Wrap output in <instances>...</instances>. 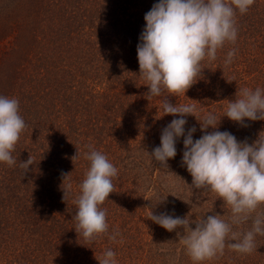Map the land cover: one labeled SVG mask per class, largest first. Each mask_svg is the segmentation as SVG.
<instances>
[{
	"label": "trees",
	"instance_id": "16d2710c",
	"mask_svg": "<svg viewBox=\"0 0 264 264\" xmlns=\"http://www.w3.org/2000/svg\"><path fill=\"white\" fill-rule=\"evenodd\" d=\"M158 2L0 0V95L19 100L27 125L12 153L17 163H0V264H99L106 249L116 253L118 264H193L176 231L154 223L150 211L190 221L215 214L228 219L229 209L214 193L192 188L181 163L183 137L167 170L149 156L162 130L178 118L163 113L167 93L146 98L149 89L139 76L144 16ZM236 24V43L202 63L185 96L168 97L173 105L195 107L185 125V133L196 128L194 141L203 135L198 120L209 112L220 119L219 131L240 142L264 138V120L241 126L224 117L239 89H264V0H255L246 14L237 12ZM231 48L238 51L226 68ZM88 145L118 169L115 191L101 207L109 234L118 231L122 242L104 235L87 243L75 231L73 200L89 167ZM30 156L34 163L24 173L20 163ZM62 173L71 174L66 200ZM250 227L251 221L234 231ZM255 245L251 254L225 248L203 264H264V236Z\"/></svg>",
	"mask_w": 264,
	"mask_h": 264
},
{
	"label": "clouds",
	"instance_id": "9594fccd",
	"mask_svg": "<svg viewBox=\"0 0 264 264\" xmlns=\"http://www.w3.org/2000/svg\"><path fill=\"white\" fill-rule=\"evenodd\" d=\"M254 4L255 0H159L144 16L146 26L137 45L139 76L149 89L146 98L150 101L167 93L161 101L163 113L178 117L162 130L160 145L148 155L167 170V162L177 155V141L183 137L181 163L192 177V188L214 193L230 212L227 220L224 215L215 214L190 221L189 217L154 215L150 211L149 219L154 223L168 232L176 231L193 264L222 256L225 248L251 254L256 237L264 236V212L260 211L264 206V138L260 136L251 145L247 140L240 142L233 134L219 131L220 119L209 112L197 119L203 135L194 141L196 128L185 133V125L195 107L173 105L168 100L169 96H185L201 76L202 63L215 61L219 50L236 43L237 12L246 14ZM237 51L231 48L227 52L223 62L226 68L233 63ZM224 117L241 126H247L246 120H264V89H239L235 100L228 101ZM26 127L19 100L0 95V163L10 167L17 163L12 153ZM209 128L213 130L207 131ZM86 147L89 167L73 200L75 231L87 243L104 235L112 242H122L117 241L118 231L109 234L107 210L101 207L115 191L113 179L118 176V169L105 154L91 145ZM78 158L77 151L73 161ZM33 163L30 156L20 167L25 173ZM70 175L62 173L64 200L72 195ZM249 221L250 229L234 231V227ZM177 229H183V234ZM98 261L118 264L112 249H106Z\"/></svg>",
	"mask_w": 264,
	"mask_h": 264
}]
</instances>
